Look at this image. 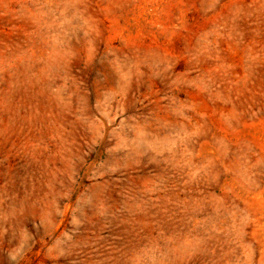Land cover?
<instances>
[{
	"label": "rangeland",
	"instance_id": "obj_1",
	"mask_svg": "<svg viewBox=\"0 0 264 264\" xmlns=\"http://www.w3.org/2000/svg\"><path fill=\"white\" fill-rule=\"evenodd\" d=\"M0 264H264V0H0Z\"/></svg>",
	"mask_w": 264,
	"mask_h": 264
}]
</instances>
